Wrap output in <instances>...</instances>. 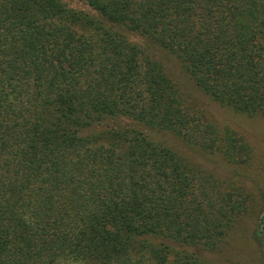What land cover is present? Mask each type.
Listing matches in <instances>:
<instances>
[{"label": "trees", "instance_id": "1", "mask_svg": "<svg viewBox=\"0 0 264 264\" xmlns=\"http://www.w3.org/2000/svg\"><path fill=\"white\" fill-rule=\"evenodd\" d=\"M0 0V264H216L253 195L130 120L220 155L249 141L191 108L133 33L219 105L264 117V0ZM235 172V173H236Z\"/></svg>", "mask_w": 264, "mask_h": 264}, {"label": "rangeland", "instance_id": "2", "mask_svg": "<svg viewBox=\"0 0 264 264\" xmlns=\"http://www.w3.org/2000/svg\"><path fill=\"white\" fill-rule=\"evenodd\" d=\"M64 1L71 7L90 11L80 1ZM127 35L130 40L141 45L163 64L165 72L176 82L191 108L203 111L219 130L229 127L251 144L253 157L250 164L236 168L238 171L236 172L220 155L193 149L172 132L156 130L130 120H121L123 124L144 131L152 140L170 146L191 163L212 171L220 179L239 180V183L252 193L250 211L239 220L224 246L216 251L202 253L216 264H264V117L236 112L212 101L199 90L175 57L133 33Z\"/></svg>", "mask_w": 264, "mask_h": 264}]
</instances>
